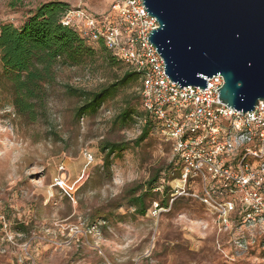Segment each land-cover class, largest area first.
<instances>
[{"label": "rangeland", "instance_id": "1", "mask_svg": "<svg viewBox=\"0 0 264 264\" xmlns=\"http://www.w3.org/2000/svg\"><path fill=\"white\" fill-rule=\"evenodd\" d=\"M11 1L0 0V27H20L39 4L52 0H18L16 7ZM58 1L85 10L98 23L114 22L119 5V0ZM94 48L91 63L56 68L45 114L35 123L15 113L0 63V264H264V203L247 218L237 196L234 212L222 224L198 199L187 193L172 197L170 191L167 208L150 203L143 217L134 216L125 192L155 171L171 190L179 166L154 120L138 148L112 155L108 168L103 164L101 142L131 146L140 134L139 120L121 130L111 123L125 97L140 96L141 84L76 120L79 102L67 86L96 91L128 69L124 63L110 67ZM56 177L72 188L71 198L54 185ZM199 188L192 192L199 194Z\"/></svg>", "mask_w": 264, "mask_h": 264}, {"label": "built area", "instance_id": "2", "mask_svg": "<svg viewBox=\"0 0 264 264\" xmlns=\"http://www.w3.org/2000/svg\"><path fill=\"white\" fill-rule=\"evenodd\" d=\"M115 19L98 23L85 10L76 9L67 11L61 22L73 28L88 44L101 42L138 74L141 109L161 127L179 166L170 186L171 196L187 193L198 199L222 224H227L228 216L234 212L237 196L242 204L241 212L247 218L250 211L264 209L263 102L250 113H239L220 103L216 91L224 81L219 75L207 79L204 90L180 89L166 78L164 63L147 40L151 30L158 26L154 18L145 15L141 0H119ZM59 171L63 172L64 168L61 166ZM82 179L83 175L74 184L75 188ZM54 185L71 198L72 188L61 177L54 179ZM193 186L195 189L200 186L201 192H192Z\"/></svg>", "mask_w": 264, "mask_h": 264}, {"label": "trees", "instance_id": "3", "mask_svg": "<svg viewBox=\"0 0 264 264\" xmlns=\"http://www.w3.org/2000/svg\"><path fill=\"white\" fill-rule=\"evenodd\" d=\"M17 2L18 0H12L10 6L16 7ZM69 10L68 4L52 0L39 4L20 27H0L2 77L10 83L15 113L28 123L37 122L45 114L46 89L55 82V70L58 66L75 67L91 63L96 55L95 46L110 67L123 63L101 42L92 46L73 28L64 26L61 19ZM139 80L138 74L128 68L120 77L96 91L67 86V94L79 102L73 113L74 118L79 120L87 114L96 113L105 101L114 99ZM139 105L140 96L128 95L124 98L123 108L111 123L114 130H121L135 120H145L140 134L131 142V146L130 143L109 140L100 143L98 150L103 155V164L107 168L112 155L138 148L152 132V119L139 110ZM167 182L165 177H160L159 172L155 171L143 185L125 192L127 204L133 209L134 216L143 217L153 203L163 209L168 207L171 190Z\"/></svg>", "mask_w": 264, "mask_h": 264}, {"label": "water", "instance_id": "4", "mask_svg": "<svg viewBox=\"0 0 264 264\" xmlns=\"http://www.w3.org/2000/svg\"><path fill=\"white\" fill-rule=\"evenodd\" d=\"M164 75L180 89L223 78L220 103L239 113L264 104V0H141Z\"/></svg>", "mask_w": 264, "mask_h": 264}, {"label": "bare ground", "instance_id": "5", "mask_svg": "<svg viewBox=\"0 0 264 264\" xmlns=\"http://www.w3.org/2000/svg\"><path fill=\"white\" fill-rule=\"evenodd\" d=\"M177 184H179V183L177 182Z\"/></svg>", "mask_w": 264, "mask_h": 264}]
</instances>
